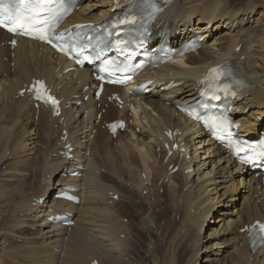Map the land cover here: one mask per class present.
Returning <instances> with one entry per match:
<instances>
[{
  "label": "bare ground",
  "instance_id": "1",
  "mask_svg": "<svg viewBox=\"0 0 264 264\" xmlns=\"http://www.w3.org/2000/svg\"><path fill=\"white\" fill-rule=\"evenodd\" d=\"M115 9L116 0H80L64 27L99 24ZM153 33L162 37L150 48L162 41L178 47L193 36L207 37V42L185 61L143 73L140 83L150 85L142 95L130 98L123 88L112 87L98 101L90 69L67 72L71 63L36 41L19 38L12 49V38L0 31V167L5 165L0 172V264H138V257L127 254L130 225L119 205L131 202L133 194L142 199L147 213L140 214L141 221L147 224L138 226L150 234L160 225L152 208L165 200L159 193L163 187L173 218H180L172 219L173 254L181 248L189 252L185 264H264V251L253 252L248 245L249 228L264 221V175L256 177L237 163L226 147L179 111L200 98L201 78L210 66L227 64L245 84L232 98L239 133L264 132V0H175ZM33 79L45 80L62 100L61 117L49 107L36 109L30 95H19ZM112 93L119 94L124 107L112 103L103 114ZM115 119L127 122L125 133L116 138L106 129L98 133ZM166 132L175 133L174 141L185 148L183 158L177 154L166 163L165 144L172 145ZM66 144L73 147V158H67ZM101 158L115 166L108 170L116 179L113 185L100 178ZM174 163L181 169L171 175L168 168ZM82 166L81 177H73ZM143 176L151 181L146 187ZM162 176L167 183L157 187ZM67 186L77 189L79 204L56 199ZM119 186L127 189L122 188L114 208L108 191L120 192ZM68 213H73V225L50 221L57 214L69 218ZM131 241L134 253L137 243ZM149 242L144 256L154 247L151 237Z\"/></svg>",
  "mask_w": 264,
  "mask_h": 264
},
{
  "label": "rangeland",
  "instance_id": "2",
  "mask_svg": "<svg viewBox=\"0 0 264 264\" xmlns=\"http://www.w3.org/2000/svg\"><path fill=\"white\" fill-rule=\"evenodd\" d=\"M138 132L140 133V131L138 130ZM102 133L103 134H106V132H105V130H103L102 129ZM40 140L42 141V139L40 138ZM98 162H100V166H101V168L102 167H105L106 169H107V173H105L104 175H101V180H103V181H106L107 183H110V184H115V182H116V179H114V178H112L111 177V175L109 174V172H108V170H110V169H114L115 168V166H113L112 164H111V162H109L108 160H106V159H104V158H101ZM112 165V166H111ZM108 166V167H107ZM4 168H5V165H2L1 167H0V172L2 171V170H4ZM104 169V168H103ZM107 175V176H106ZM125 178H127V177H125ZM181 176H178V181L179 182H181ZM183 180V179H182ZM117 185V184H116ZM118 186V185H117ZM120 187V186H119ZM123 188V186L122 187H120V188H118L119 189V191L120 192H122L123 193V191H125L126 189H127V187H125L124 186V188L123 189H125V190H123L122 189ZM122 190V191H121ZM159 193H161V195L162 194H164L163 196L165 197V200L163 201L162 200V202L161 201H158V203L152 208L153 209V215H154V217H155V220H154V222H157L158 224H160V225H157V223H155L157 226H158V228H159V230L160 231H158V228L156 229L155 228V231H153L152 233H150V234H146V233H144V232H142V228L140 227V226H138L139 225V222H144V223H146L147 224V222L146 221H141V215H142V213L143 212H145V213H147V209H145L146 207H143L144 206V204H143V201H142V199H138V200H136V195L135 194H133V196H132V200H133V203H132V200H131V202H127V201H123V203L121 204V205H119L120 207H119V211H124V213L122 212V216L124 215V217L126 218V220H128L129 222L128 223H125V224H127V225H130L129 227H130V236H129V238H128V246H129V248H130V251L127 253V254H131V256H133V257H135V259H138L136 262L138 263V264H157L158 262L160 263V264H170V262H172L171 264H185L184 262L186 261L185 259H187L188 257H189V255H190V253L189 252H185L184 250H179L178 252H176L175 253V255L173 254V252L175 251L173 248H174V240H175V234L174 235H172L173 233H175V224H174V222L172 221V219H177V218H173V208H170V206L168 205L169 204V202H167V201H169V195L165 192V190H164V188L162 189V190H160V192ZM166 193V194H165ZM135 195V196H134ZM130 198V196L129 195H126V198ZM135 197V198H134ZM134 198V199H133ZM168 199V200H167ZM154 201V200H153ZM160 202V203H159ZM168 204H167V203ZM123 204H125V205H123ZM127 204V205H126ZM164 204V205H163ZM158 205H161V206H164V207H162V209H159L158 208ZM125 208V210H124V208ZM161 206H159V207H161ZM129 207V208H128ZM123 208V209H122ZM158 208V209H157ZM129 209V210H128ZM169 209H171V210H169ZM128 210V211H127ZM143 210V211H142ZM156 211V214H155V211ZM160 211H162L161 213H160ZM127 212V213H126ZM139 212V213H138ZM172 212V213H171ZM141 214V215H140ZM169 214H171V215H169ZM155 215H157V216H155ZM121 217V216H120ZM124 218V219H125ZM161 218V219H160ZM171 218V219H170ZM132 219V220H131ZM166 219V220H165ZM179 217H178V219L176 220V222H178L179 221ZM171 220V221H170ZM170 221V222H169ZM169 223V224H168ZM171 223V224H170ZM166 224V225H165ZM168 224V225H167ZM173 224H174V226H173ZM161 225H163V226H161ZM165 225V226H164ZM133 226H134V228H133ZM163 227V228H162ZM164 227H166V228H164ZM171 228V229H170ZM174 228V229H173ZM134 229L135 230H138V231H134ZM161 229H162V231H161ZM166 230V231H165ZM173 230V231H172ZM134 231V232H133ZM170 233H169V232ZM133 234H132V233ZM156 232V233H155ZM160 232V233H159ZM168 232V233H167ZM164 233H167L168 234V236L165 234L164 235ZM134 234H136L137 236H135ZM154 234V235H153ZM162 235V236H160V235ZM140 235V236H139ZM139 236V237H138ZM147 236V237H146ZM153 236V237H152ZM160 236V237H159ZM166 238H165V237ZM130 237H131V239H135L136 240V243L137 244H135V247L137 248H134V253H136V255L133 253V250H131L132 249V246H133V241H131V239H130ZM137 237H138V239H137ZM150 237H151V239H152V241H154V247H153V249H155V250H153V249H151V251L152 252H148V254L147 255H149V256H144L145 254L144 253H146L147 252V247H148V243H150L149 242V239H150ZM163 238V239H162ZM157 239V240H156ZM174 239V240H173ZM130 240V241H129ZM142 240V241H141ZM156 240V241H155ZM140 241V242H139ZM144 241H146V242H144ZM176 241V240H175ZM141 242H143V243H141ZM156 242V243H155ZM171 243V244H170ZM143 244V245H142ZM160 244V245H159ZM168 246H170V247H168ZM172 246V247H171ZM168 247V248H167ZM161 248V249H160ZM165 248V249H164ZM171 249V251H170V249ZM138 249H140V250H138ZM184 249H186V248H184ZM143 252H142V251ZM150 250V249H149ZM139 251V252H138ZM159 253H158V252ZM163 251V252H162ZM170 251V252H169ZM182 253H181V252ZM186 251H187V249H186ZM180 252V253H179ZM133 253V254H132ZM166 254V255H165ZM180 254V255H179ZM139 255V256H138ZM160 255V256H159ZM161 255H163V256H161ZM155 256V257H154ZM138 257V258H137ZM147 257V258H146ZM169 257V258H168ZM172 257V258H171ZM187 257V258H186ZM156 260V262L154 263V259ZM168 258V259H167ZM181 258V259H180ZM149 259H150V261H149ZM174 259H175V261L177 262H173L174 261ZM148 260V261H147ZM168 260H170V261H168ZM125 261L128 263H130L131 262V260H130V258L129 257H127L126 259H125ZM184 261V262H183ZM144 262H146V263H144ZM168 262V263H167ZM109 262H105V263H103V264H108Z\"/></svg>",
  "mask_w": 264,
  "mask_h": 264
},
{
  "label": "snow or ice",
  "instance_id": "3",
  "mask_svg": "<svg viewBox=\"0 0 264 264\" xmlns=\"http://www.w3.org/2000/svg\"><path fill=\"white\" fill-rule=\"evenodd\" d=\"M68 11L69 7L65 0H9L8 3L0 0V27L12 33L32 36L53 44L58 51H65L61 46L53 43L50 34ZM216 72V69L212 70V73ZM34 88L38 100L51 102L54 108L57 107L58 101L47 95L42 81H37ZM258 227L264 233V224H258ZM261 239L264 240V236Z\"/></svg>",
  "mask_w": 264,
  "mask_h": 264
}]
</instances>
